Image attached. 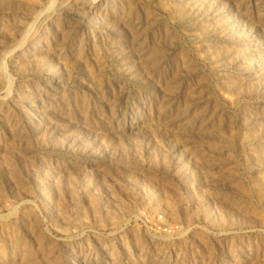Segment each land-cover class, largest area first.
Wrapping results in <instances>:
<instances>
[{"label":"rangeland","instance_id":"rangeland-1","mask_svg":"<svg viewBox=\"0 0 264 264\" xmlns=\"http://www.w3.org/2000/svg\"><path fill=\"white\" fill-rule=\"evenodd\" d=\"M0 264H264V0H0Z\"/></svg>","mask_w":264,"mask_h":264}]
</instances>
